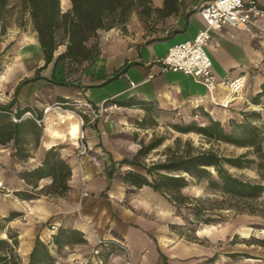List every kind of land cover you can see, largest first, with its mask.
<instances>
[{
    "label": "crops",
    "instance_id": "obj_1",
    "mask_svg": "<svg viewBox=\"0 0 264 264\" xmlns=\"http://www.w3.org/2000/svg\"><path fill=\"white\" fill-rule=\"evenodd\" d=\"M206 1L149 0L146 5H136L124 24L99 30L98 53L73 85H59L47 79L52 63L39 71L46 78L21 83L24 78L33 77L44 63L30 16L29 28L18 27L15 39L0 35V50L8 51V47L14 46L17 52L12 70L0 66V90H7L0 103L14 99L11 112L25 106L31 108L34 116L43 112L38 142L32 132L24 129L17 144L13 139L0 142V179L8 190H0V236L6 237L9 231L17 234L16 251L24 264L37 236L53 256L48 264H67L68 260L83 256H90L91 264H124L114 247L93 253L97 236L112 235L126 242L138 264H221L226 258L224 254L214 257L209 247L181 239L171 227L179 223L176 206L149 185L136 187L124 181V172L116 168L123 158L132 159L136 154L130 157L115 146V142H124L119 132L134 122L140 125L155 109L179 115L186 121L198 119L201 124L208 121L206 112L223 124L230 118L243 120L242 111L248 102L243 89L234 94L228 86L219 84L209 91L193 76L163 71L154 62L170 44L192 39L204 27L198 8ZM257 1L264 5V0ZM60 2L70 7L69 0ZM206 49L219 80L246 78L264 60V36L226 27L211 32ZM77 97L94 105L107 101L115 106L105 117L83 115L88 154L79 156L76 139L68 134L55 140L52 145L58 146L59 157L68 164L71 174L67 190L60 194L50 192L52 175L37 178L25 172L41 164L49 147L45 145L49 139L46 114L51 117L53 129L67 131V120L61 121V117L68 111L52 109L47 113L44 107ZM22 117L24 128L27 116ZM75 118L79 122L76 115ZM17 146L21 147L19 154H15ZM93 155L99 163L92 160ZM11 212L16 214L7 218ZM70 230L74 232L69 235ZM211 255L213 259L207 261ZM241 263L264 264V260L250 257Z\"/></svg>",
    "mask_w": 264,
    "mask_h": 264
},
{
    "label": "trees",
    "instance_id": "obj_2",
    "mask_svg": "<svg viewBox=\"0 0 264 264\" xmlns=\"http://www.w3.org/2000/svg\"><path fill=\"white\" fill-rule=\"evenodd\" d=\"M70 7L61 9L60 0H22V7L28 11L34 30L41 47L44 63L36 69L33 77L24 78L21 83L36 78H46L39 71L52 63L53 69L50 82L59 85L76 84L83 70L93 62L98 53L99 30H106L117 24H124L136 5H146L149 0H69ZM3 6L6 0H0ZM124 71V68L121 70ZM77 74V75H75ZM118 72L108 77L106 82L116 77ZM105 82V83H106ZM17 87L15 89L16 93ZM260 93V92H259ZM260 94H258L259 96ZM258 96L253 98L254 103H259ZM62 99L60 101H66ZM14 104V99L6 103H0V142L5 143L11 139L15 144L20 140L22 130H29L39 141V130L42 129V111L35 117H26V126L21 127L22 115L31 108L25 106L17 108L14 115L19 118L13 120L9 111ZM208 121L200 124L195 120L189 122H174L172 127L179 132L188 133L195 131L209 141H223L235 146L246 147L244 152L238 155L225 156L212 147L202 145L194 146L190 139L185 141L180 148V137L175 138V146H167L164 159L145 164L138 160V156L146 154L157 147L163 141L162 137L152 138L147 144H142L132 159L121 160V163H129L139 166L143 172L127 170L123 173L124 181L141 187L146 184L164 195L176 208L190 207L197 221L204 223L221 220V212L204 204L200 196H191L183 192V188L189 183V179L205 180L210 190L217 191L231 200L229 209L236 212L258 211V198L264 195V124H258L251 120L250 116H261L256 110L242 111L243 120L237 121L230 118L226 123L214 119L206 112ZM46 131L49 139L45 145L48 147L44 153L41 164L25 175H34L37 178L52 175L50 192L63 193L68 189L67 178L71 171L68 164L59 157L58 146L52 145L58 138L76 139L79 122L75 115L67 112L61 121L67 120V131L59 132L53 129L52 120L46 114ZM145 122L141 121L143 125ZM20 146H17L15 154H19ZM252 154V156L250 155ZM256 162L261 180L253 181L244 179L232 173L227 165L244 167ZM110 175V172H109ZM28 195H30L28 193ZM209 200V199H207ZM11 212L7 218L15 215ZM219 214L220 218L214 215ZM74 230L69 231V235ZM68 235V234H67ZM56 240V239H55ZM58 241V240H57ZM264 243V239L258 240ZM17 234L9 231L6 237L0 236V264H23L19 257L17 246ZM165 259V257L163 256ZM53 261L49 248L38 236L30 253L27 264H48Z\"/></svg>",
    "mask_w": 264,
    "mask_h": 264
},
{
    "label": "rangeland",
    "instance_id": "obj_3",
    "mask_svg": "<svg viewBox=\"0 0 264 264\" xmlns=\"http://www.w3.org/2000/svg\"><path fill=\"white\" fill-rule=\"evenodd\" d=\"M60 5L62 10L69 8L61 2ZM28 17V11L22 7V0H6L5 5L2 6L0 4V35H6L8 38L14 37L15 39L18 35V27L25 30L29 28L27 26ZM12 42L15 41L12 40ZM14 49V46H10L7 48L8 51L0 50V66L8 67L12 70L13 66H15L14 55L17 53ZM252 69H254L255 73H251L245 78L243 87L248 101L245 102L244 106L248 112L252 110L260 112L261 116L258 119L256 116H250V118L262 125L264 124V60ZM257 72H259L258 76H255ZM5 93H7V90H0V97L4 96ZM258 94L260 95L258 96ZM255 96H258L259 103L253 102ZM70 108L73 107L70 106ZM194 120L200 123L198 119ZM184 121L186 120L179 115L155 109L151 114L145 116L143 125L134 122L119 132V137L124 142H115V146L126 151L130 157H133L142 144H147L152 138L162 137L163 141L160 145L149 150L146 154L138 156L137 159L145 164L164 159L166 147L169 145L175 146L176 137L181 138L180 148L184 147L187 139H190L194 146L212 147L225 156L238 155L246 150V147L235 146L223 141H209L195 131L182 133L172 127V123ZM226 127L229 129L227 123ZM250 155L252 156V154ZM119 167L121 172H126L130 167L143 171L139 166L132 167L123 163L116 165L117 169ZM227 167L232 173L244 179L261 180L256 162L244 167L229 165ZM183 192L191 196L202 197L204 204L214 208L215 212L219 210L222 217L220 221L213 220L212 222L204 223L196 220L190 207L176 208L175 214L178 216L179 223L177 225L172 224L171 227L181 239L209 247L214 252V257L224 254L226 258L221 264H242L243 260H247L250 257L264 260V243L258 241L264 239V195L258 198V211L250 213L248 211L236 212L234 209L226 208L236 201L207 188L205 180L190 178L189 183L183 188ZM214 216L220 218L219 214ZM212 259L213 255L206 260L211 261ZM133 262L138 264L134 260Z\"/></svg>",
    "mask_w": 264,
    "mask_h": 264
},
{
    "label": "built area",
    "instance_id": "obj_4",
    "mask_svg": "<svg viewBox=\"0 0 264 264\" xmlns=\"http://www.w3.org/2000/svg\"><path fill=\"white\" fill-rule=\"evenodd\" d=\"M198 12L205 23L204 27L200 28L192 39L170 44L165 54L156 57L154 62L158 63L163 71H179L193 76L202 82L209 91L219 84H224L229 87L232 93L237 94L243 89L245 78L238 76L219 80L214 73L213 62L206 49L207 44L213 30H223L226 27L243 29L264 36V5H261L257 0H208L199 6ZM130 84L133 85L134 82L130 80ZM114 106L113 103H107V101L94 105L84 98L77 97L47 105L43 110L44 112L52 109L71 111L77 116L80 122L77 132V154L80 156L88 154L90 149L82 126L83 115L88 114L92 118L105 117ZM9 113L13 120L19 119L13 112L9 111ZM25 115L40 121L32 111H26L22 116ZM91 158L95 163L100 162L97 156L93 155ZM0 190L8 192L1 179ZM51 228L54 229L55 225L52 224ZM111 247L121 253L124 264H134L128 245L118 236H97L93 253L99 254L101 248ZM67 264H91V257L83 256L81 259H71L67 261Z\"/></svg>",
    "mask_w": 264,
    "mask_h": 264
},
{
    "label": "bare ground",
    "instance_id": "obj_5",
    "mask_svg": "<svg viewBox=\"0 0 264 264\" xmlns=\"http://www.w3.org/2000/svg\"><path fill=\"white\" fill-rule=\"evenodd\" d=\"M48 113V112H47ZM68 113L73 114L71 111H68ZM74 115V114H73Z\"/></svg>",
    "mask_w": 264,
    "mask_h": 264
}]
</instances>
